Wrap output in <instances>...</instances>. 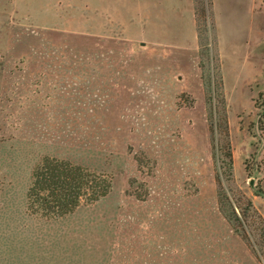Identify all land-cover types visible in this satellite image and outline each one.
<instances>
[{
  "label": "rangeland",
  "instance_id": "374dc122",
  "mask_svg": "<svg viewBox=\"0 0 264 264\" xmlns=\"http://www.w3.org/2000/svg\"><path fill=\"white\" fill-rule=\"evenodd\" d=\"M89 1L0 0V264H119L107 243L118 239L125 211L204 202L220 211L195 0L187 40L177 45L145 39L136 11H150L151 0ZM214 9L234 160L224 187L239 189L264 216V0H214ZM143 43L166 48L147 54ZM94 47L112 55H89ZM107 63L128 64V77L144 65L167 70L168 85L154 102L137 104L119 71L106 81L109 73L88 70ZM196 77L201 98L187 85ZM45 156L109 176L111 192L62 218L31 215L27 192Z\"/></svg>",
  "mask_w": 264,
  "mask_h": 264
},
{
  "label": "crops",
  "instance_id": "0c3cea01",
  "mask_svg": "<svg viewBox=\"0 0 264 264\" xmlns=\"http://www.w3.org/2000/svg\"><path fill=\"white\" fill-rule=\"evenodd\" d=\"M89 3L91 6L93 5V8L96 7L94 0ZM103 6V22L106 26V22H110L111 19V6L107 5L106 1L103 2ZM191 8L193 9L192 0H153V2L151 0L150 11L140 10L141 8L136 11L137 17H140L141 14L137 23L147 25L148 29L144 31L145 39L151 38L161 42L174 41V44L177 45V40L182 43L187 40L191 29L187 28V14H191ZM148 15L150 19L147 18ZM149 27H158L159 30ZM104 29L106 30V27ZM103 36L105 43V40L108 39L106 32ZM143 46L141 52L147 54H155L166 48L151 47L145 43ZM153 49L156 51H152ZM88 54L93 56L112 55L111 50L95 47L89 48ZM160 55L166 57L165 54ZM127 65L124 64V70L121 68L122 65L118 67V70L117 68L113 69L110 63L104 64L103 67L99 66L98 70L95 65H92V69L88 65V70L94 72L103 70L109 73L104 76L106 81L112 79L111 72L119 71L120 76H115V78L124 82L122 87L128 85L126 82L129 78L133 90V93L131 92L129 95L131 101L142 104L145 96L154 102L156 89L161 85H168L161 83V80L165 81L169 78L167 70L162 71L151 65H144L148 70L137 69L134 71L131 69L130 77H128ZM79 67L77 65V68ZM72 68L74 70L76 67L72 66ZM198 82H200L199 77H196L187 85L192 90L195 89L201 98L202 93L196 90L199 86ZM145 86L149 89L147 93H144ZM105 87H108L106 83ZM225 221L228 228L227 235L222 230ZM118 223L120 227L118 239L110 240L107 244L113 248L115 246V251L113 250L111 254L116 255L119 264H257L256 255L247 248L241 236L235 233L231 223L221 210L209 208L206 202L200 203V206L194 209L193 207H184L177 211L173 208L172 210L161 209L142 203L135 209L125 211L119 217Z\"/></svg>",
  "mask_w": 264,
  "mask_h": 264
},
{
  "label": "trees",
  "instance_id": "16d2710c",
  "mask_svg": "<svg viewBox=\"0 0 264 264\" xmlns=\"http://www.w3.org/2000/svg\"><path fill=\"white\" fill-rule=\"evenodd\" d=\"M195 8L210 142L219 164L216 173L219 207L235 233L264 264L263 214L239 189L224 187V180H233L234 160L214 0H195ZM261 122L264 126L263 119ZM112 188V179L103 173L66 158L45 156L33 170L27 210L47 219L62 218L81 205L101 200Z\"/></svg>",
  "mask_w": 264,
  "mask_h": 264
}]
</instances>
